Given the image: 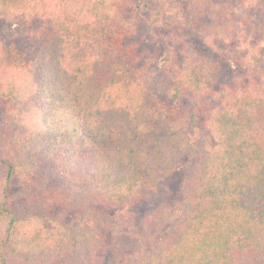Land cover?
<instances>
[{
    "label": "trees",
    "instance_id": "1",
    "mask_svg": "<svg viewBox=\"0 0 264 264\" xmlns=\"http://www.w3.org/2000/svg\"><path fill=\"white\" fill-rule=\"evenodd\" d=\"M258 2L0 0V264H99L106 209L157 201L180 167V200L148 216L163 240L130 264L264 262V76L219 82L194 36L247 42ZM144 8L173 50L163 92Z\"/></svg>",
    "mask_w": 264,
    "mask_h": 264
},
{
    "label": "rangeland",
    "instance_id": "2",
    "mask_svg": "<svg viewBox=\"0 0 264 264\" xmlns=\"http://www.w3.org/2000/svg\"><path fill=\"white\" fill-rule=\"evenodd\" d=\"M53 5L59 6L61 0H49ZM180 5H185L187 0H177ZM256 10H238L239 13L248 15L254 23V31L247 42L230 45L221 44L212 47L204 42L199 34H194L200 48L205 52L216 57L221 65V71L218 73V79L221 83H240L250 89H258L256 84L264 76V0H259ZM143 21L133 35V40L138 43V49L146 56L148 53L157 54V63L151 67L155 77V88L159 92L165 90L163 77L166 73V64L168 59L173 56L171 46L164 40V31H157L151 28L149 17L150 10L144 8L142 11ZM153 32L157 34L152 36ZM0 40L4 37L0 33ZM177 61V59H175ZM186 98L183 105L189 104ZM214 106L211 99L205 98V109L199 116V122L203 126L206 113ZM204 137L208 129L203 127ZM186 171L184 167L178 168L169 183L164 185L162 196L155 202L143 207L123 211L122 209H106L108 228L102 230L101 235L104 241L103 252L99 264H130L133 262L137 253L156 246L163 240L157 233L146 231V225L149 222L148 216L153 214L161 205H171L177 203L181 198L180 189L184 182ZM164 199V200H163ZM168 202V203H167ZM74 215V214H73ZM69 215L68 219L73 217ZM29 224L27 229L33 227ZM47 227L50 228L49 225ZM167 233L172 230V226H165ZM55 264H62L60 263ZM91 264H97L96 262ZM264 264V262L262 263Z\"/></svg>",
    "mask_w": 264,
    "mask_h": 264
}]
</instances>
